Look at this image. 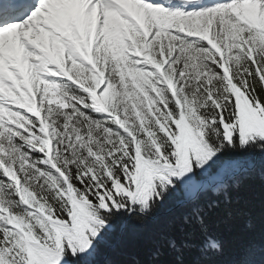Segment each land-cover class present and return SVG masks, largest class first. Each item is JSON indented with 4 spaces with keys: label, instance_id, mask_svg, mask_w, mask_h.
Here are the masks:
<instances>
[{
    "label": "snow or ice",
    "instance_id": "snow-or-ice-1",
    "mask_svg": "<svg viewBox=\"0 0 264 264\" xmlns=\"http://www.w3.org/2000/svg\"><path fill=\"white\" fill-rule=\"evenodd\" d=\"M0 264H264V0H0Z\"/></svg>",
    "mask_w": 264,
    "mask_h": 264
},
{
    "label": "trees",
    "instance_id": "trees-1",
    "mask_svg": "<svg viewBox=\"0 0 264 264\" xmlns=\"http://www.w3.org/2000/svg\"><path fill=\"white\" fill-rule=\"evenodd\" d=\"M207 235L220 237L222 235L221 231L218 228H210ZM203 239V236L201 237Z\"/></svg>",
    "mask_w": 264,
    "mask_h": 264
}]
</instances>
